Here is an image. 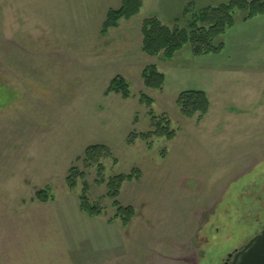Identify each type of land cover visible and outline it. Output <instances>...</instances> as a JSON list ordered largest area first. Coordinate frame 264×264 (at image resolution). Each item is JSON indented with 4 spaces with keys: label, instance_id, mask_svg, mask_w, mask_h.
Listing matches in <instances>:
<instances>
[{
    "label": "rangeland",
    "instance_id": "374dc122",
    "mask_svg": "<svg viewBox=\"0 0 264 264\" xmlns=\"http://www.w3.org/2000/svg\"><path fill=\"white\" fill-rule=\"evenodd\" d=\"M227 2L144 0L137 16L102 35L122 0H0V264H220L256 235L264 225V17H238L219 55L195 57L186 46L167 61L142 51L146 20L187 28V5ZM150 65L166 76L162 90L144 86ZM117 76L130 98L107 94ZM187 91L207 93L205 116L181 114ZM152 116L169 120L175 138L129 145L132 133L154 129ZM92 145L117 159L102 160L107 181L134 176L117 198L135 211L127 226L96 167L77 161ZM72 167L87 176L75 190L66 182ZM84 181L100 216L80 208Z\"/></svg>",
    "mask_w": 264,
    "mask_h": 264
},
{
    "label": "trees",
    "instance_id": "16d2710c",
    "mask_svg": "<svg viewBox=\"0 0 264 264\" xmlns=\"http://www.w3.org/2000/svg\"><path fill=\"white\" fill-rule=\"evenodd\" d=\"M144 6V0H122V6L117 10H110L107 19L103 24L102 35H107L110 29L118 28L122 20H130L137 16ZM184 16L188 18V27L180 28L177 23L171 28L164 25L158 18L146 20L143 23V48L142 51L149 57H162L164 60L172 61L176 54L186 46H190L195 57L219 55L225 49L222 41L228 30L237 24L240 17L243 23L264 16L263 0H228L227 3L217 7L197 9L195 4H189L184 8ZM242 16V17H241ZM144 86L152 90H162L166 76L160 72L156 65L147 66L142 72ZM116 93L125 99L130 98V86L122 76L115 77L107 90V94ZM141 104L151 106L153 99L142 94ZM177 106L181 114L187 118H194L196 115L205 116L210 109V101L207 93L203 91H187L179 95ZM152 114V113H151ZM152 127L150 132L136 134L132 133L128 138V144L133 145L138 139L150 141L155 137H165L168 140L175 138L176 132L171 129L169 120L159 119L152 116ZM103 159H112L117 164L112 151L105 145L89 146L82 158L86 169L96 167L97 184L107 185V197L113 201L117 209L116 218L123 221L127 226L135 215L132 207H122L117 200L122 185L127 181H133V174L118 175L105 178V167ZM86 174L77 167H72L67 176L66 182L71 190H75L78 180H85ZM83 191L80 198V208L88 215L95 217L102 214L100 207L90 203L88 198V184L84 181ZM38 200L46 203L50 200L47 191L37 194Z\"/></svg>",
    "mask_w": 264,
    "mask_h": 264
},
{
    "label": "water",
    "instance_id": "95a60500",
    "mask_svg": "<svg viewBox=\"0 0 264 264\" xmlns=\"http://www.w3.org/2000/svg\"><path fill=\"white\" fill-rule=\"evenodd\" d=\"M239 264H264V230L236 254Z\"/></svg>",
    "mask_w": 264,
    "mask_h": 264
},
{
    "label": "flooded vegetation",
    "instance_id": "af4514ba",
    "mask_svg": "<svg viewBox=\"0 0 264 264\" xmlns=\"http://www.w3.org/2000/svg\"><path fill=\"white\" fill-rule=\"evenodd\" d=\"M263 230H264V225H262V227L260 228L259 231H256V232H255L256 235H255L254 237H256L257 235L261 234ZM254 237H253V238H254ZM253 238H252V239H253ZM252 239H250V240H248V241H246V242L244 241V243H243L242 245H240L239 248H236V249H234L231 253H229V254L227 255V257L221 261L220 264H239L240 259L236 260V254H237L238 252L242 251V250L244 249V247H245V246H246V245H247Z\"/></svg>",
    "mask_w": 264,
    "mask_h": 264
},
{
    "label": "crops",
    "instance_id": "0c3cea01",
    "mask_svg": "<svg viewBox=\"0 0 264 264\" xmlns=\"http://www.w3.org/2000/svg\"><path fill=\"white\" fill-rule=\"evenodd\" d=\"M261 17H264V16H261ZM261 17H258V18H261ZM258 18H256V19H258ZM255 20V19H254ZM254 20H252V21H254ZM252 21H250V22H252ZM249 23V22H248Z\"/></svg>",
    "mask_w": 264,
    "mask_h": 264
}]
</instances>
